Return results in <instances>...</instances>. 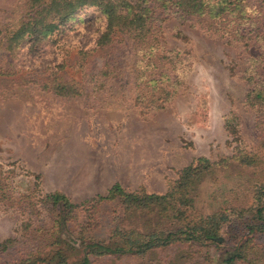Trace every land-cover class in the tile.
<instances>
[{
    "label": "rangeland",
    "instance_id": "374dc122",
    "mask_svg": "<svg viewBox=\"0 0 264 264\" xmlns=\"http://www.w3.org/2000/svg\"><path fill=\"white\" fill-rule=\"evenodd\" d=\"M259 1L248 4H258L264 40V0ZM21 5L22 0H0V172L7 171V191L13 197L31 194L35 200L58 191L78 204L105 195L115 183L127 192L164 194L177 171L193 160L215 162L230 156L236 146L256 155L257 165L234 162L215 169L196 188V210L206 214L246 209L252 204L253 189L260 186L264 191V110L245 103L244 78L252 70L253 81L264 82V42L245 49L238 40L227 43L200 31L192 19L168 17L160 26V45L179 52L188 70L162 109L140 114L132 104L128 63L121 82H113L105 96L90 99H61L20 82V77L44 78L54 58L53 49L36 60H29L23 50L13 58L4 50V33L16 26ZM103 25V18L88 10L73 22L63 41L73 50L89 49ZM249 57L258 59L251 64ZM225 121L233 128L236 143L224 130ZM17 207L16 202L0 201V240L18 236L23 215ZM119 210L116 200L102 203L77 211L76 222L86 221L89 213L92 236L103 239L113 219L121 217ZM129 221L139 222L134 217ZM226 233L224 228L225 243L209 250L211 264H220L236 229ZM199 252L173 245L141 257L101 258L94 264H203Z\"/></svg>",
    "mask_w": 264,
    "mask_h": 264
},
{
    "label": "trees",
    "instance_id": "16d2710c",
    "mask_svg": "<svg viewBox=\"0 0 264 264\" xmlns=\"http://www.w3.org/2000/svg\"><path fill=\"white\" fill-rule=\"evenodd\" d=\"M248 1L22 0V16L15 27L4 33V50L11 58L23 50L29 60H36L53 49L54 58L44 78L19 80L61 99H90L100 93L105 96L113 82L123 80L128 63L132 104L140 114H146L162 109L173 98L188 70L179 52L162 49L161 24L168 17L192 19L200 31L225 38L227 43L238 40L247 49L264 42L258 26V4L249 5ZM88 10L96 11L104 25L91 48L73 50L63 40L73 22ZM257 59L249 57L251 64ZM246 73L245 103L264 110V82L253 81L252 70ZM261 114L264 116V111ZM228 122L223 128L236 143ZM234 162L254 167L258 159L236 146L230 156L215 162L196 158L177 171L164 194L141 189L127 192L115 183L105 195H95L78 204L58 191L35 200L31 194L13 197L7 191V171H1L0 201L16 202L23 220L17 237L0 240V264H94L101 258L141 257L173 245L197 249L203 255L202 263L211 264L209 250L225 243L224 228L227 235L236 229V235L228 239L230 245L220 264H264V241H258L264 240V191L260 186L253 189L252 204L246 209L202 214L194 205L202 179ZM114 200L121 217L113 219L115 223L107 237L92 236L93 219L89 213L86 221L76 222L77 211ZM130 217L139 222L129 221ZM73 223L75 228L71 230Z\"/></svg>",
    "mask_w": 264,
    "mask_h": 264
}]
</instances>
